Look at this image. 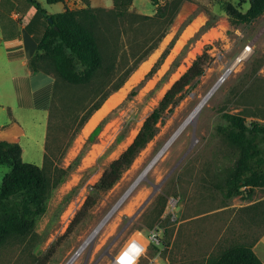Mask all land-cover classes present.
Masks as SVG:
<instances>
[{
  "label": "rangeland",
  "instance_id": "obj_1",
  "mask_svg": "<svg viewBox=\"0 0 264 264\" xmlns=\"http://www.w3.org/2000/svg\"><path fill=\"white\" fill-rule=\"evenodd\" d=\"M159 1L165 7L164 16L151 0H133L123 17L115 14L112 0L94 1L91 5L99 9V17L93 31L104 58L102 69L81 85L67 82L52 69L56 83L49 116L18 113L28 131L20 142L22 158L44 167L51 188L33 232L7 239L0 247V264H64L228 69L229 76L197 118L112 214L76 264H114L140 230L155 231L160 243L149 248L138 264H206L209 257L236 244L253 245L264 233V187L251 192L243 187L231 198L225 194L239 148L223 117L236 114L248 124L264 125V13L252 23L233 24L223 4L246 11L248 0ZM81 7H85L81 0L73 5ZM49 8L56 13L62 4ZM196 22L198 27L164 68ZM205 52L204 74L168 107L155 136L114 186L98 191L95 185L110 163ZM148 63L149 68L134 82ZM129 83L121 101L84 136L91 119ZM98 146L102 150L86 164ZM10 170L0 165V185ZM259 253L263 255L264 245Z\"/></svg>",
  "mask_w": 264,
  "mask_h": 264
},
{
  "label": "trees",
  "instance_id": "obj_2",
  "mask_svg": "<svg viewBox=\"0 0 264 264\" xmlns=\"http://www.w3.org/2000/svg\"><path fill=\"white\" fill-rule=\"evenodd\" d=\"M43 20V34L38 41V52L30 60L34 72L51 73L71 84H87L103 67L104 58L93 31L99 17V9L89 0H81L85 7L70 8L58 14H50L38 0H31ZM115 14L123 17L133 0H112ZM158 13L165 15V7L159 0ZM245 0H242L244 2ZM48 4L64 3L65 0H46ZM243 11L232 3L223 8L233 24H249L264 13V0H248ZM208 60L207 53L198 56L184 74L165 93L158 106L145 119L141 129L121 155L113 160L95 185L98 191L110 189L120 179L138 152L155 136L157 124L164 112L180 98V94L194 80L202 76ZM224 119L230 130V138L238 145L239 155L233 176L224 190L228 198L246 187H264V125L248 124L240 115L225 113ZM98 129L94 131L97 134ZM22 146L18 142L0 141V165L10 167L0 185V247L10 237L31 234L37 220L45 211V200L51 188V180L44 169L22 158ZM206 264H264L251 244H236L219 255L208 258Z\"/></svg>",
  "mask_w": 264,
  "mask_h": 264
},
{
  "label": "crops",
  "instance_id": "obj_3",
  "mask_svg": "<svg viewBox=\"0 0 264 264\" xmlns=\"http://www.w3.org/2000/svg\"><path fill=\"white\" fill-rule=\"evenodd\" d=\"M76 1L56 3L62 4V8L53 13L49 7L54 4L38 0L50 14L61 13L66 6L73 8ZM89 1L93 4L97 0ZM43 31V20L31 0H0V141L20 144L28 137L18 113L45 112L49 116L56 78L52 73L34 72L30 68ZM262 245L264 233L253 244L255 253L264 263V253H259Z\"/></svg>",
  "mask_w": 264,
  "mask_h": 264
},
{
  "label": "bare ground",
  "instance_id": "obj_4",
  "mask_svg": "<svg viewBox=\"0 0 264 264\" xmlns=\"http://www.w3.org/2000/svg\"><path fill=\"white\" fill-rule=\"evenodd\" d=\"M199 22H196L192 27H190L189 30H187L182 37V39L178 42L176 45L173 54L169 57L167 63L165 64L164 68L167 67L169 64V61L174 57V55L179 51L182 44L185 42V40L193 33V31L198 27ZM150 66V63L145 64L140 72L132 79L134 82L137 81L145 70H147ZM231 69L226 70L224 74L220 77L219 81L214 85V87L205 95L203 96L198 104L195 106L193 111L189 114V116L183 121V123L180 125V127L176 130V132L171 136V138L167 141V143L163 146V148L155 155V157L149 162V164L146 166V168L143 170V172L140 174V176L134 181V183L130 186V188L127 190V192L122 196V198L118 201V203L112 208V210L108 213V215L98 224V226L95 228V230L87 237V239L83 242L82 246L80 247L79 254H81L82 251L94 240L96 235L102 230V228L105 226L106 222L109 220V218L112 216V214L119 208V206L125 201V199L134 191V189L137 187V185L141 182V180L145 179L147 174L152 170V168L158 163V161L163 157V155L166 153L168 148L171 146V144L176 140V138L179 136V134L187 128V126L192 123L199 113L202 111V109L205 107V105L208 103V101L214 96L216 91H218L219 87H221L222 83L225 82L226 78L229 76V72ZM132 83H129L125 89L122 90L121 93L113 96L104 106L102 109H100L97 114L91 119L89 124L86 126V128L83 131V135L86 136L92 128L98 123L99 119L113 106L115 105L120 99H122L125 95L126 90L131 86ZM153 84L151 82L148 87H150ZM121 101V100H120ZM119 101V102H120ZM111 102V104H110ZM108 129V128H107ZM106 129V130H107ZM108 134V133H107ZM85 139V138H84ZM102 148L100 146L96 147V149L91 153V156L88 157L85 161L86 164H89L95 156L98 154L99 151H101ZM116 261V259H115Z\"/></svg>",
  "mask_w": 264,
  "mask_h": 264
},
{
  "label": "built area",
  "instance_id": "obj_5",
  "mask_svg": "<svg viewBox=\"0 0 264 264\" xmlns=\"http://www.w3.org/2000/svg\"><path fill=\"white\" fill-rule=\"evenodd\" d=\"M133 243H135L138 247L144 249V251L136 261V264H138L142 256L149 250V248L159 245L160 237L155 231L147 233L140 230V231H136V233L133 234L130 237V239L127 241L128 246ZM79 250L80 247L65 261L64 264H76L78 258L81 256V254H79ZM114 264H115V258H114Z\"/></svg>",
  "mask_w": 264,
  "mask_h": 264
},
{
  "label": "clouds",
  "instance_id": "obj_6",
  "mask_svg": "<svg viewBox=\"0 0 264 264\" xmlns=\"http://www.w3.org/2000/svg\"><path fill=\"white\" fill-rule=\"evenodd\" d=\"M143 251L144 249L133 243L120 253L116 258L115 264H136L138 257Z\"/></svg>",
  "mask_w": 264,
  "mask_h": 264
},
{
  "label": "water",
  "instance_id": "obj_7",
  "mask_svg": "<svg viewBox=\"0 0 264 264\" xmlns=\"http://www.w3.org/2000/svg\"><path fill=\"white\" fill-rule=\"evenodd\" d=\"M110 104H111V102H110Z\"/></svg>",
  "mask_w": 264,
  "mask_h": 264
}]
</instances>
